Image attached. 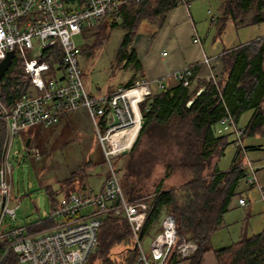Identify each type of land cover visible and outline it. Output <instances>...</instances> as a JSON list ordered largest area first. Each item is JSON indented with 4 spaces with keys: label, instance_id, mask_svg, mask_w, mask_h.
<instances>
[{
    "label": "trees",
    "instance_id": "16d2710c",
    "mask_svg": "<svg viewBox=\"0 0 264 264\" xmlns=\"http://www.w3.org/2000/svg\"><path fill=\"white\" fill-rule=\"evenodd\" d=\"M77 1L80 4L84 0ZM176 0H143L130 2L122 8V19L109 23L87 27L94 42L102 43L101 35L95 36L96 29L122 24L125 33L117 49V56L128 53L132 56V41L143 19L157 27L163 23L169 9L175 7ZM237 24H250L264 21V0H225L221 26L228 18ZM86 28V29H87ZM96 31V32H95ZM259 50L252 58L248 51L250 44L236 50H225L222 54L223 70L220 77L198 78L194 89L181 82L174 86H165L152 93L140 103L143 123L131 147L130 153L139 149L140 162L134 173L136 181L126 183L123 191L128 192L141 177L142 171L154 168L156 163L166 168L165 177L144 199L148 210L139 230L140 240L145 235L154 237L161 229L162 216L171 212L177 227V242L170 248L163 264H175L181 258L177 244L185 239L198 242L192 252L189 264H200L202 254L213 250L218 264H264V227L252 235H243L240 239L218 248L210 244L211 235L217 230L223 213L228 209L231 199L236 195V186L244 176L240 154L237 149L232 165L221 171L215 157L223 154L231 143L228 134L216 135L214 126L229 110L234 120L246 109L254 108L253 114L243 128V134H251L264 128V37L259 40ZM51 55V57H50ZM61 47L55 44L46 50L41 59L50 63L60 60ZM193 68L192 80L195 78ZM133 82V81H132ZM132 82H127L129 85ZM30 79L25 75L22 60L13 57L9 68L0 77V101L9 111L21 93L28 90ZM202 90L197 94V90ZM192 102L188 104V101ZM105 116L101 117V122ZM0 164L1 151L6 133L4 118H0ZM2 135V136H1ZM145 147H140L143 143ZM96 164L86 160L78 165L72 174L61 183L72 184L76 176L83 177L89 167ZM129 168V166H128ZM211 168V169H210ZM208 173H205L208 170ZM179 171L183 182L167 186L165 179L171 173ZM143 179V178H142ZM121 181V179H120ZM51 205L56 200V190L47 187ZM98 230V244L90 254L91 261L98 264H145L139 259L141 254L128 219L122 214L107 212L102 216ZM10 264H17L16 257H10ZM149 264H156L150 260Z\"/></svg>",
    "mask_w": 264,
    "mask_h": 264
},
{
    "label": "built area",
    "instance_id": "2783aa9c",
    "mask_svg": "<svg viewBox=\"0 0 264 264\" xmlns=\"http://www.w3.org/2000/svg\"><path fill=\"white\" fill-rule=\"evenodd\" d=\"M141 1L84 0L80 4L69 0H0V60L13 51V57L22 60L25 75L30 79L28 90L21 93L7 110L10 142L31 125L50 126L64 112L85 108L109 164L100 189L86 195L75 192L63 194L56 198L46 217L25 225L15 224L8 229L2 227L3 216L5 212L14 216L16 207L7 206L11 184L7 179L2 182L0 168V264H10L11 256L16 257L17 263L87 264L98 244L101 218L107 212L122 214L128 219L141 252L139 259L145 264L150 260L163 264L170 248L177 242L176 221L174 215L167 212L162 216L160 231L151 239L150 254L145 253L139 230L145 220L148 203L144 197L133 200L126 197L116 168L110 161L123 149L132 147L138 135L143 123L140 103L152 93L149 81L137 78L129 85H118L109 92L89 91L79 62V47L74 40V36L84 28L95 26L104 19H109V23L121 20V10L126 4ZM176 2L189 5L188 0ZM212 19L216 20L215 17ZM55 44L61 47L60 60L51 64L49 59H41L45 51ZM25 48L34 49L28 55ZM203 61L210 66L208 56ZM193 67V64H188L178 69L174 77L183 85L190 86ZM205 77L214 78V73L210 71ZM137 114L142 121L133 142L128 146L122 141L112 143V134L131 127ZM102 116L105 118L100 123ZM0 118H4L1 108ZM219 122L229 126L235 134L233 142L244 158L241 160L244 176L250 185L260 189L264 200V187L257 176L259 168L248 157V148L242 141L243 128L238 127L229 110ZM31 153L36 158L41 155L39 148L34 146ZM11 166L6 154L5 175L12 171ZM238 203L248 205L243 196L238 197ZM197 247V241L185 239L177 244V252L181 258H188Z\"/></svg>",
    "mask_w": 264,
    "mask_h": 264
},
{
    "label": "rangeland",
    "instance_id": "374dc122",
    "mask_svg": "<svg viewBox=\"0 0 264 264\" xmlns=\"http://www.w3.org/2000/svg\"><path fill=\"white\" fill-rule=\"evenodd\" d=\"M189 2L192 3V9L195 8L201 17L200 24L198 25L199 34L205 49L209 53H218L224 47L234 46L240 42H246L255 39L258 35L264 34V21L237 24L229 17L225 24L221 26L220 17L223 14L225 0H190ZM213 17L216 18L215 21H213ZM138 27V32L157 28L155 24L150 23L147 19H143ZM87 30L88 28H84L81 33L74 36V40L79 47V62L87 86L90 87L93 93H99L98 86H101L103 89L106 83L116 84L123 82L126 84L131 79V71L133 69L130 66H133V61L129 59L128 63V53H125L124 56H117V49L125 33L123 25L119 23L113 27L96 29L97 33H95V36L99 34L103 36L104 40L102 43H95L90 49L87 47L94 42L95 37L87 33ZM34 48H36V45ZM33 49L25 48V51L30 55ZM250 114L251 111H247L241 115L238 122H236L239 128L246 126ZM39 126L40 124H34L26 130H28V134L33 132L39 133L41 128ZM216 133L228 134V139L231 142L225 147L223 154L218 156L216 160L219 169L227 170L231 167L238 149L236 143L233 142L236 136L229 126L222 125L221 123L216 125ZM24 134L25 130H22L12 138L7 152V161L12 163V171L6 175L7 182L11 184L7 206L16 208L14 216L9 212H5L2 220V227L5 229L15 224L25 225L39 218L46 217L52 207L47 187L50 186L52 189L58 191L56 198L60 197L64 194V190L70 191L71 184H62L60 180L67 173V167L70 168L77 162L82 163L89 159H94L95 161L99 159L98 151L95 149V146L99 147V145L97 141L96 143L92 141L90 133H85L84 139L73 140L68 143L61 139L56 142L52 141L49 144L52 147L50 150H46L47 147L45 148L44 145L41 146L43 147L42 150L37 140H33L30 145H26ZM85 140H88V143ZM242 141L244 146L248 148V157L254 161V164L259 169L260 167H264V129L251 134H243ZM32 146L39 148L41 155L38 158L31 153ZM250 146H254L255 148L251 149ZM238 159H244L241 153ZM110 161L115 166L123 187L126 183L136 181L135 174L129 173L128 170H137L136 168H138L140 162L139 149L134 150L132 153H120L111 157ZM108 166V160L99 161L95 167L101 174L86 175V180L96 187L97 190L102 186L101 183L104 179L103 169H108ZM210 169L206 170L205 173H208ZM259 169L257 170L259 183L264 186V181L260 180ZM165 174L166 168L160 163H156L154 168L149 170L148 173L144 171L143 176L141 175L139 178V181H142L136 183L139 186L141 183L142 187V190L139 189L138 193L143 195L150 194L157 184H159L160 180L165 177ZM165 182H167V186H172L182 183L183 180L179 171H175L165 179ZM254 187L255 190H250V184L246 180V176H243L236 186V195L231 199L229 209L225 212L227 216H234V219L238 220L237 223L234 221L225 228L229 230V227L232 226L230 230L233 237L235 235L234 230L238 227V222L241 226H248L250 223L251 225L255 224L253 226L254 230H249L247 235L257 233L264 227V224L260 227L258 224L259 218L264 214V202L261 200L258 187ZM239 194L244 195L243 197L248 201L247 206L238 205ZM257 200L260 201H258L254 208H251L250 204L257 202ZM240 218L243 220H239ZM150 244V236L145 235L141 240V246L147 255L150 254ZM17 264L29 263L27 261H19ZM89 264H98V262L91 261Z\"/></svg>",
    "mask_w": 264,
    "mask_h": 264
},
{
    "label": "crops",
    "instance_id": "0c3cea01",
    "mask_svg": "<svg viewBox=\"0 0 264 264\" xmlns=\"http://www.w3.org/2000/svg\"><path fill=\"white\" fill-rule=\"evenodd\" d=\"M191 6H192L191 2H189L188 6L184 4H178L175 7L169 9V11L166 13L165 19L161 24V26L153 30H145L141 32H138L137 30V33L135 34L132 41V48H133L132 56L129 57L128 55V63H129V59L133 61V66H130L133 69L131 71V77H130L131 79L128 82H132L137 78H145L149 81L151 90L158 91L162 87L176 85L178 83V80L174 77V72H176L178 69L188 64H193L194 65L193 68L195 70L194 71L195 78L192 80L190 88L194 89L198 82V78L202 77L203 75L204 76L207 75L210 71L215 73L216 77L221 76L223 70L222 54L225 52V50L228 51L236 50L243 45L250 44L249 48L246 49V51H248L249 57L252 58L254 54L258 52L260 47L259 45L261 43L259 40L264 37V34L258 35L255 39L248 40L246 42H240L234 46L224 47L218 53L207 52L203 42L201 41L202 39L199 34L198 25L200 24L201 17L198 14V11L195 8L192 9ZM106 20L107 19H104V21ZM102 22H100L99 24H101ZM205 56H208L210 58V66H207V64L204 63L203 59ZM121 84H125V83L123 82L116 84L106 83L103 89L101 86H98V90H99L98 92L99 93L109 92ZM160 84L162 85V87ZM85 85L87 89L91 91L90 87L87 86L86 82ZM201 90L202 88L198 89L197 94ZM261 107L264 108V101H262ZM247 111H251V114L248 118L249 121L250 117L253 114L254 108L246 109L245 111L240 113L237 118V122L241 117V115ZM218 123L220 122H217L214 126V132L216 135H223L224 133H220V134L216 133V125ZM39 127H41L39 133L33 132L28 134V130H26L28 127L24 129L25 130L24 137L26 138V140H29V145L31 144V142H33V140H37L38 145L42 150H43V147H41L42 145H44L45 148L47 147L46 150H50L52 147L49 144L52 141L56 142L61 139L64 140L66 143H68L73 140L84 139L83 137L84 134L90 133L92 136V141L94 143H96L97 141L99 145V147L95 146V149H97L98 151L97 154L99 155V159L96 161L94 159H89V160L95 162L96 164H98L99 161L100 162L106 161L105 151L97 137L94 124L91 121L85 108H79L76 110L64 112L63 114H61L59 120L56 123L50 126H45L40 124ZM135 132L136 129L133 131V133L130 136L129 139L130 143L134 139ZM255 132H257V130ZM85 142L88 143V140H85ZM140 147H145L144 143ZM250 148L253 149L255 147L250 146ZM130 150L131 147L128 148L127 153H130ZM215 159L217 160V157H215L214 160ZM80 163L79 162L75 163L72 167H70L71 169L67 167L68 168L66 169L68 170L67 173L65 174V176L60 178V180L69 177L72 174V172L77 169ZM96 164L92 165L87 169L86 175H97L98 173L101 174V172H98L96 170L95 167ZM259 170H260V174H259L260 180L262 179L264 181V167H260ZM107 174H108V169H103L104 179L107 176ZM86 175H84L83 177L76 176L73 179V182L70 186L69 189L70 191L64 190L63 193L67 194L70 192H75L80 195H86L89 194L92 190H96V187H94L92 184L88 182V180H86ZM104 179L101 185L103 184ZM254 186L255 185H250L251 188L250 190H255ZM139 189L142 190L141 183L140 186L138 184L137 185L135 184L128 192H125L126 197L128 199L133 200L136 198L145 197L149 195V194L143 195L138 193ZM241 196L244 195L243 194L238 195V197ZM261 200L263 199L261 198ZM258 201L260 200H257V202L252 203L253 205L250 204L251 208H254L258 203ZM238 205L240 204L238 203ZM227 210L225 212H227ZM225 212L221 217L217 230L210 237V244L213 248H218L221 246L228 245L234 242L235 238H237L236 240H238L243 235L245 234L247 235V232H249V230H254L253 226H255V224L251 225L250 223L248 224V226L246 225L241 226L238 222V227L236 228V230H234L235 235L233 237L231 234L232 231L230 230L232 226L229 227L230 231L226 230L225 228L228 227L234 221H236L235 223H237L238 220H235L234 216H229V215L227 216ZM239 220H241V218ZM258 224L259 227L263 226L264 214L262 215V217L259 218ZM150 238L152 239L153 237ZM189 262H190V258H184V259H180L175 264H189ZM200 264H218L214 251L213 250L205 251L202 254Z\"/></svg>",
    "mask_w": 264,
    "mask_h": 264
},
{
    "label": "water",
    "instance_id": "95a60500",
    "mask_svg": "<svg viewBox=\"0 0 264 264\" xmlns=\"http://www.w3.org/2000/svg\"><path fill=\"white\" fill-rule=\"evenodd\" d=\"M13 56H14V52L9 51L6 55V57L3 58L2 60H0V77H2L4 75V73L6 72V70L9 68ZM191 102H192V99L188 101V104H190ZM0 108H1V111L4 115V119H5V123H6V133H5V137H4V141H3V145H2L1 164H0V168L2 171V182H5V180H6L5 163H6V154H7V150H8L9 143H10V131H9V123H8V117H7V109L1 103V101H0ZM26 145H29V140H26ZM127 152H128V149H123L121 151V154H124ZM3 203H4V199H3Z\"/></svg>",
    "mask_w": 264,
    "mask_h": 264
},
{
    "label": "bare ground",
    "instance_id": "6f19581e",
    "mask_svg": "<svg viewBox=\"0 0 264 264\" xmlns=\"http://www.w3.org/2000/svg\"><path fill=\"white\" fill-rule=\"evenodd\" d=\"M141 121L142 120L140 119L139 114H137L136 121L131 127H129L126 130L118 131V132L112 134L111 142L116 143L118 141H122L123 144H125L127 146L130 145L133 142V141L131 143L129 142L130 136L135 129H136V132H135V135H136L137 130H138L139 126L141 125ZM135 135H134V137H135Z\"/></svg>",
    "mask_w": 264,
    "mask_h": 264
}]
</instances>
